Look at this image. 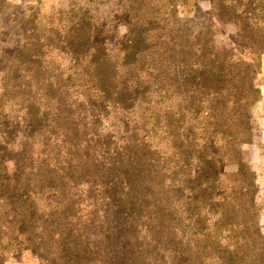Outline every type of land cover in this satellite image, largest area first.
Returning <instances> with one entry per match:
<instances>
[{"label":"rangeland","instance_id":"rangeland-1","mask_svg":"<svg viewBox=\"0 0 264 264\" xmlns=\"http://www.w3.org/2000/svg\"><path fill=\"white\" fill-rule=\"evenodd\" d=\"M208 10L177 0L232 45L237 24ZM154 41L164 0H0V264H264V52L237 161L214 173L185 142L171 174Z\"/></svg>","mask_w":264,"mask_h":264},{"label":"trees","instance_id":"trees-1","mask_svg":"<svg viewBox=\"0 0 264 264\" xmlns=\"http://www.w3.org/2000/svg\"><path fill=\"white\" fill-rule=\"evenodd\" d=\"M207 1L208 16L237 24L232 45H214L207 20L201 25L193 23L192 18L182 20L176 16L177 0H164V41H154L150 47V52L157 46L164 48V55L158 58L164 57V84L168 89L164 92V141L171 150L165 156L171 174L172 169L188 165L181 151L185 142L193 147L196 159L215 173L218 166L237 161L238 146L250 137L248 107L258 96L254 78L264 52V0ZM160 18L149 11L142 19L144 39L153 38L151 29ZM84 36L71 34L73 48L80 49ZM146 85L138 83V90L134 86L133 96L142 97ZM107 97L110 95H104L105 101ZM187 107L194 108L195 115L185 116ZM221 220L219 217L218 222Z\"/></svg>","mask_w":264,"mask_h":264}]
</instances>
